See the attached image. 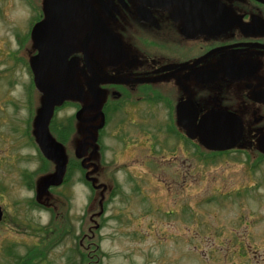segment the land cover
I'll return each mask as SVG.
<instances>
[{"label": "flooded vegetation", "instance_id": "obj_1", "mask_svg": "<svg viewBox=\"0 0 264 264\" xmlns=\"http://www.w3.org/2000/svg\"><path fill=\"white\" fill-rule=\"evenodd\" d=\"M1 1L2 13L4 3ZM25 1L27 9L33 7L38 19L30 27L25 41L17 31L22 46L25 45L21 56L12 55L9 34L1 33L0 85L6 81L3 75L10 61L21 64L25 96L19 103L14 101L12 107L26 108L27 84L34 83L38 98L32 119V138L46 162H56L59 156L66 158V182L75 168L83 171L81 181L92 190L97 173L93 169L97 165L98 176L103 177L98 183L112 193L115 178L110 174L113 162L108 161V153L110 160L119 163L116 159L132 149L129 162L145 167L140 172L146 174L148 165L142 150L147 147L150 155L161 157L160 162L177 155L183 156V165L185 160H193L188 170L196 176L202 173V157L210 158L213 163L223 156L245 155L251 163L264 162L261 147L264 141V0H191L187 3L175 0L164 5L143 0H61L58 16L42 32L35 31L36 25L51 19L58 12L59 3L56 0ZM25 1L11 0L1 23L18 21V29ZM186 12H203L205 17L200 15L198 20L209 23L197 24L196 29L192 20L185 17ZM32 17L33 14L28 19ZM94 27L96 31L85 47ZM55 42L61 47L59 71L54 70L51 63L58 58L51 53ZM9 70L14 67L9 66L6 73ZM8 82L11 88L17 84L14 77ZM57 90L63 96L61 102L52 107L47 122V143L54 144L55 148H43L38 120L45 96ZM9 92L7 90L5 101ZM5 107H9L8 101ZM178 107H182L184 116L186 110L194 112L195 129L209 113L225 116V122L233 120L232 124L242 128L240 142L228 150L205 148L199 137L188 136L187 128L178 118ZM61 118L65 119L60 122ZM65 124L71 127V133L65 131ZM2 137L0 135V140ZM111 140L121 146L120 155L108 144ZM11 143L6 142V147ZM167 147L171 149L166 151ZM126 164L122 162L120 166ZM40 169H37L39 173ZM185 171L184 167L177 168L173 174L179 181ZM132 173L133 184L126 175L127 187L136 186L141 196L153 205L159 200L153 188L145 184L143 190L146 178L140 179ZM41 179L40 173L30 190L35 195L28 201V208H41ZM186 182L184 180V185L177 186L176 190L172 186L165 189L176 206L185 200V195L180 194L185 191ZM118 184L116 181V189ZM119 197L120 194L113 196ZM105 201L103 197L104 206ZM4 204L0 202L3 210L0 225L8 217Z\"/></svg>", "mask_w": 264, "mask_h": 264}, {"label": "rangeland", "instance_id": "obj_2", "mask_svg": "<svg viewBox=\"0 0 264 264\" xmlns=\"http://www.w3.org/2000/svg\"><path fill=\"white\" fill-rule=\"evenodd\" d=\"M1 2L4 10L0 12V37L3 32L9 34L12 55L21 56L25 45L22 46L20 39H27L30 27L38 19L36 11L33 7L27 9L25 1L17 29L18 21L1 23L11 0ZM15 12L19 15L17 10ZM12 55L9 54V58ZM9 66L14 70L6 73ZM9 66L3 75L6 81L3 79L5 83L0 85V135H3L0 140V202L8 209L7 220L0 225V264H17L18 257L42 243L44 237L41 238L40 230L51 225L50 210L28 208L27 203L34 198L35 192L31 191L36 177L41 173L42 185L55 183L57 170V163L46 162L32 138V119L38 98L34 83L27 84L26 108L12 107L14 101L19 103L25 96L22 85L25 77L21 64L11 60ZM9 76H13L18 85L8 87V80L13 78ZM7 90L10 91L6 97L10 108L5 107ZM10 97L12 101L8 100ZM65 125V131L71 133V127ZM6 142L12 143L6 147ZM108 144L120 155L118 143L111 140ZM167 148L166 151L171 149ZM142 153L148 165L146 174L140 172L145 167L129 162L132 149L116 159L119 163L110 160L108 153V161L113 162L110 174L115 178L112 193L98 183L103 177L98 176L97 165L93 169L97 172L92 182L94 191L82 183V171L73 168L66 184L64 175L63 185L55 184L46 192L44 203L64 210V216L74 227L75 237L65 236L63 242L54 244L44 258L32 264H87L80 258L86 248L81 247L82 252L78 253V245L87 246L82 237L90 235L94 217L95 221H101L99 231L94 232L100 252L92 260L98 259L97 264H264V162L251 163L245 155L223 156L213 163L210 158L202 157V173L196 176L188 170L194 161L185 160L183 165L182 155L160 162L161 157L150 155L148 147ZM122 162H126V166H120ZM182 167L185 175L179 176L178 181L173 173ZM153 168L155 170H151ZM132 172L140 179L146 178L143 190L145 184L153 188L159 199L153 205L141 196L136 186L127 187L126 175L132 183ZM184 180L187 181L183 186L185 191L180 194L185 195L184 205L176 206L165 189L172 186L176 190L177 186L184 185ZM116 194L120 197L113 198ZM103 197H106L105 206L101 204ZM101 208L104 212L98 216ZM51 239L55 236L51 235ZM19 264L28 262L23 258Z\"/></svg>", "mask_w": 264, "mask_h": 264}, {"label": "water", "instance_id": "obj_3", "mask_svg": "<svg viewBox=\"0 0 264 264\" xmlns=\"http://www.w3.org/2000/svg\"><path fill=\"white\" fill-rule=\"evenodd\" d=\"M84 1V0H82ZM143 1H155L154 4L156 5H164L166 3L174 2L175 0H143ZM191 0H185V2H189ZM56 2L59 3L58 12L49 20L46 22H43L41 24L36 25L35 31L36 32H42L47 25H49L59 14L60 12V2L61 0H56ZM201 15L202 18L205 17V14L203 12H188L185 13V17L190 18L192 20L191 24L196 25L195 28L198 29L197 24L203 26L205 24H208L209 22H200L198 20V17ZM197 19V20H196ZM189 24V21H187ZM202 29V28H200ZM96 31V27L92 30L90 36L85 41V47L90 40V37L94 34ZM209 31V30H206ZM42 34V33H41ZM61 47L59 46L58 42H55L51 45V53L54 54V56H58L57 60L54 62L51 59L52 66L54 70L59 71V65L61 64L59 56H60ZM55 52V53H54ZM50 53V55H51ZM50 87V89H55L52 85H47V87ZM55 92L54 94L46 95L43 100V111L42 114L38 120L39 126H41L42 131V147L43 148H55L54 144L53 146H50V143L48 141L47 143V122L49 121L51 115H52V107L56 104H59L61 102V98L63 94L61 92ZM225 118V116H223ZM178 118L182 125H184L187 128V134L191 138L199 137L202 144L205 146V148L209 150H228L233 147H235L242 138V128L241 126H237L234 123L233 120L228 119V122H225L226 119L222 118L221 116L217 114H207L202 118V123L195 127L192 125L193 121H195L196 117L194 116V112L192 110L187 111L186 110V116L183 115L182 107H178ZM217 118H222L223 120H216ZM228 123V124H227ZM261 147L264 149V141L261 143ZM57 161V170H56V182L55 183H44V185H41V190L43 192H48L49 188L51 186L61 185L64 180V175L66 173V166H67V160L65 157H56ZM44 187V188H43ZM3 219V210L0 205V222Z\"/></svg>", "mask_w": 264, "mask_h": 264}, {"label": "trees", "instance_id": "obj_4", "mask_svg": "<svg viewBox=\"0 0 264 264\" xmlns=\"http://www.w3.org/2000/svg\"><path fill=\"white\" fill-rule=\"evenodd\" d=\"M65 184H66V181H65ZM92 190L94 191V189H92ZM42 207L45 209L49 208V207L44 206L43 204L41 205V208ZM64 213H65L64 210L59 208V210H57V213L53 214V217H52V220L50 223L51 225L48 227H46V226L42 227L40 230L41 235H43V236H41V238L44 237L42 243L40 245H38L37 248H35L32 252H29L28 254H26L23 257H18L17 264H19V261H21L23 258H25L27 260L28 264L36 263L46 256V254L50 251V249L52 248V246L54 244H59V243L63 242L65 240V238H64L65 236H71L73 238L75 237L74 227H73L72 223H70V221L67 220L68 218H66V216H64ZM100 213H102V208H101V211L99 212V214ZM91 221L94 224V227L92 226L89 229L90 235H84L82 237L83 241L84 242L87 241L86 243H88V244L85 247V246H81V243H79V245H78L79 246L78 247L79 252L78 253L82 252L81 251L82 248H86V253L80 254V256H83L80 258H82L84 262L87 261V264H88V262H89V264H97L98 263L97 261H99L98 259H95L94 261L92 260L94 256L97 258L98 254L100 252L99 248L95 242L96 239H94V232L96 234L99 231L101 221H97V219L95 221V217L92 218ZM51 235H54L55 239H51ZM85 258H87L88 260Z\"/></svg>", "mask_w": 264, "mask_h": 264}, {"label": "bare ground", "instance_id": "obj_5", "mask_svg": "<svg viewBox=\"0 0 264 264\" xmlns=\"http://www.w3.org/2000/svg\"><path fill=\"white\" fill-rule=\"evenodd\" d=\"M48 195L46 194V192H43L41 191V189L39 190V198H40V201L42 202V204L46 207H49L46 203H44V200L45 198L47 197ZM49 210H50V215H51V220H52V217H53V214L54 213H57V210L53 207H49Z\"/></svg>", "mask_w": 264, "mask_h": 264}]
</instances>
